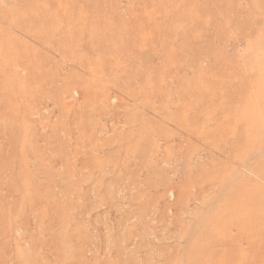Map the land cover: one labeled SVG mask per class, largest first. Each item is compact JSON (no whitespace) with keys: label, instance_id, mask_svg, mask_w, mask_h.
<instances>
[{"label":"rangeland","instance_id":"374dc122","mask_svg":"<svg viewBox=\"0 0 264 264\" xmlns=\"http://www.w3.org/2000/svg\"><path fill=\"white\" fill-rule=\"evenodd\" d=\"M0 264H264V0H0Z\"/></svg>","mask_w":264,"mask_h":264}]
</instances>
